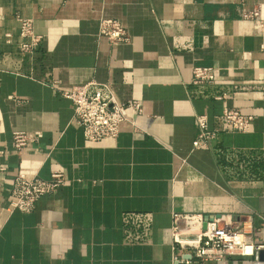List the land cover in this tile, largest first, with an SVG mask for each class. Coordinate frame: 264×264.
I'll return each mask as SVG.
<instances>
[{
    "label": "crops",
    "instance_id": "crops-1",
    "mask_svg": "<svg viewBox=\"0 0 264 264\" xmlns=\"http://www.w3.org/2000/svg\"><path fill=\"white\" fill-rule=\"evenodd\" d=\"M256 7L258 22L242 16ZM16 15L40 36L30 53ZM102 17L127 40L100 35ZM192 66L217 68V82L189 83ZM89 79L139 105L114 138L88 141L72 121L62 91ZM223 106L252 114L251 129L193 149L195 115L212 127ZM14 130L31 136L20 152ZM0 150L6 176L65 174L29 212L10 210L2 185L0 264H172L180 214L229 215L260 246L204 264H264V0H0Z\"/></svg>",
    "mask_w": 264,
    "mask_h": 264
},
{
    "label": "built area",
    "instance_id": "built-area-1",
    "mask_svg": "<svg viewBox=\"0 0 264 264\" xmlns=\"http://www.w3.org/2000/svg\"><path fill=\"white\" fill-rule=\"evenodd\" d=\"M242 16L258 22L260 9L256 7L250 11L245 10ZM15 19L20 37L19 51L22 54L30 53L38 45L40 36L33 32L31 19L18 15ZM98 33L111 44L127 40L123 25L112 17L100 18ZM217 73L218 69L212 66H192L189 83L199 86L214 84L217 82ZM246 88L244 83H236L231 86V93L236 94ZM62 95L72 102V121L82 127L84 138L91 142L116 137L121 122L127 120L126 107L130 106L137 112L140 110L135 100L131 103L118 102L110 82L95 79H89L69 90H64ZM224 95L222 92L215 98L223 99ZM252 120V114L229 106H223L221 113L214 117L212 127L205 114H196L197 134L191 146L193 149L207 147L220 131L248 132ZM133 126L138 129L134 123ZM30 139L31 136L24 130H14L11 145L16 152H20ZM5 171L6 167L1 165L0 188L2 185L8 186L10 210L29 212L39 197L55 192L65 181V174L59 168L52 169L48 178L22 171L13 176H6ZM175 221L171 228V244L182 252L179 255H172V264H204L208 260H223L235 255L249 256L253 254L255 247H260L252 243L250 236L243 231L240 221L229 215L208 220L201 214H180L175 217ZM191 223L197 226V231L183 232L182 230Z\"/></svg>",
    "mask_w": 264,
    "mask_h": 264
},
{
    "label": "bare ground",
    "instance_id": "bare-ground-1",
    "mask_svg": "<svg viewBox=\"0 0 264 264\" xmlns=\"http://www.w3.org/2000/svg\"><path fill=\"white\" fill-rule=\"evenodd\" d=\"M182 231L183 232H196L197 226H195L191 223L190 226H188L186 229H183Z\"/></svg>",
    "mask_w": 264,
    "mask_h": 264
},
{
    "label": "water",
    "instance_id": "water-1",
    "mask_svg": "<svg viewBox=\"0 0 264 264\" xmlns=\"http://www.w3.org/2000/svg\"><path fill=\"white\" fill-rule=\"evenodd\" d=\"M205 219H207V218H205ZM205 226V222L203 223V227Z\"/></svg>",
    "mask_w": 264,
    "mask_h": 264
}]
</instances>
